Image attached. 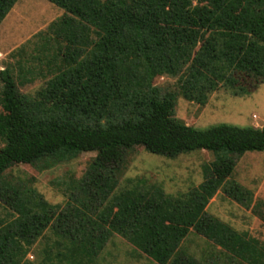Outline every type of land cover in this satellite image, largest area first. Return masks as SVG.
Returning a JSON list of instances; mask_svg holds the SVG:
<instances>
[{"label": "trees", "instance_id": "16d2710c", "mask_svg": "<svg viewBox=\"0 0 264 264\" xmlns=\"http://www.w3.org/2000/svg\"><path fill=\"white\" fill-rule=\"evenodd\" d=\"M17 1L0 0V25ZM48 1L65 12L35 56L45 84L21 92L38 74L21 50L18 76L12 66L0 70V201L13 212L0 220V264H32L48 229L56 238L41 264H100L108 242L134 221L173 244L193 226L230 251V262L264 264L259 239L204 212L221 187L264 222V201L232 178L233 155L264 151V126L197 128L175 115L179 96L206 105L222 87L245 96L264 83V0ZM161 73L176 78V90L156 83ZM137 146L167 157L208 150L217 160L204 184L173 197L144 177L121 185ZM85 151L97 155L71 181L65 205L6 178L22 161L40 156L45 169ZM167 264L207 263L178 248Z\"/></svg>", "mask_w": 264, "mask_h": 264}, {"label": "rangeland", "instance_id": "374dc122", "mask_svg": "<svg viewBox=\"0 0 264 264\" xmlns=\"http://www.w3.org/2000/svg\"><path fill=\"white\" fill-rule=\"evenodd\" d=\"M64 10L48 0H18L0 25V70L7 66L14 67L20 58L16 53L21 50L24 64L37 70L32 81L19 85L23 93L34 94L49 77L46 67L37 59L39 49L46 42L44 32L50 24L58 20ZM43 33V34H42ZM50 34V33H49ZM40 72V73H39ZM159 86L176 90V78L161 73L156 79ZM2 83L0 81V94ZM2 106L0 105V113ZM175 115L181 121L197 128L228 123L247 127L264 126V83L250 95L238 96L222 87L213 92L206 105L177 98ZM5 144L0 137V148ZM96 151H85L76 158L43 169L39 157L15 164L6 172L7 180L15 184H26L43 194L52 204H62L69 199L68 187L72 180L81 178ZM235 167L232 178L253 190L255 200L264 201V151L246 152L232 156ZM215 153L208 150H195L176 157H167L147 151L137 146L129 156V162L121 185L128 178L144 177L157 190L168 196H179L200 187L212 175ZM204 212L207 216L219 219L238 232H247L260 240L264 247V222L253 211L236 201L225 197L219 187L210 198ZM13 212L0 201V220H9ZM55 239L51 229L39 238L28 256L32 264H41L43 249L50 239ZM53 241V240H51ZM181 248L188 254L207 264H235L230 262L232 254L224 246L199 233L192 226L180 240L173 244L163 235L149 233L140 223L134 221L123 233L115 235L99 257L100 264H167L174 252ZM230 253V254H229Z\"/></svg>", "mask_w": 264, "mask_h": 264}, {"label": "crops", "instance_id": "0c3cea01", "mask_svg": "<svg viewBox=\"0 0 264 264\" xmlns=\"http://www.w3.org/2000/svg\"><path fill=\"white\" fill-rule=\"evenodd\" d=\"M255 126V125H254ZM225 195V194H224ZM225 197H227L226 195H225ZM228 198V197H227Z\"/></svg>", "mask_w": 264, "mask_h": 264}]
</instances>
